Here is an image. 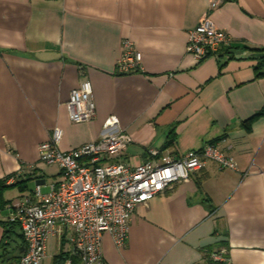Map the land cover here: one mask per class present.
Wrapping results in <instances>:
<instances>
[{
  "label": "crops",
  "instance_id": "0c3cea01",
  "mask_svg": "<svg viewBox=\"0 0 264 264\" xmlns=\"http://www.w3.org/2000/svg\"><path fill=\"white\" fill-rule=\"evenodd\" d=\"M210 2L0 0V179L25 188L2 193L0 264L22 242L6 224L10 205L36 200L37 185L45 193L59 178L57 166L37 158L38 144L54 127L61 150L94 141L110 115L129 137L120 161L161 162L214 142L236 169L207 161L136 207L124 247L103 234L107 264H205L211 251L227 264H264V115L254 117L264 107V73L256 59L238 57L264 48V0ZM204 15L232 42L196 62L187 33ZM124 38L141 52L139 71H116ZM82 78L91 82L95 115L74 123L66 102ZM70 235L61 228L47 239L42 264L70 253Z\"/></svg>",
  "mask_w": 264,
  "mask_h": 264
},
{
  "label": "built area",
  "instance_id": "2783aa9c",
  "mask_svg": "<svg viewBox=\"0 0 264 264\" xmlns=\"http://www.w3.org/2000/svg\"><path fill=\"white\" fill-rule=\"evenodd\" d=\"M218 4L211 0L210 6ZM232 36L218 28L204 15L188 30L186 53L196 62L219 56L230 45ZM141 52L129 38L121 43L116 63L118 73L140 70ZM70 121L81 123L95 115L91 82L82 78L69 92L66 102ZM118 118L108 116L100 136L69 150H61L62 130L54 127L49 138L37 146V158L59 168V178L43 193L39 185L33 196L13 202L9 221L17 222L24 247L13 264H42L46 257V241L61 228L71 232L69 255L81 264H107L101 248L104 233H109L115 246L124 247L129 235V223L136 207L146 204L174 183L185 181L207 161L222 169H236L232 156L214 142L188 150L179 156H167L161 162L146 160L140 163L120 161L129 137L117 130ZM153 154H155L153 152ZM214 261L226 262L219 252L210 254ZM64 264H71L67 259Z\"/></svg>",
  "mask_w": 264,
  "mask_h": 264
},
{
  "label": "trees",
  "instance_id": "16d2710c",
  "mask_svg": "<svg viewBox=\"0 0 264 264\" xmlns=\"http://www.w3.org/2000/svg\"><path fill=\"white\" fill-rule=\"evenodd\" d=\"M245 50H251V51H260V52H262V51H264V48H262V49H248V48H246V49H244V50H242V51H245ZM225 52H228V50L226 49L225 50ZM224 52V53H225ZM220 55V54H219ZM256 70H257V72L258 73H264V57H262V58H260V59H256ZM256 115L257 116H259V115H264V107L258 112V114H255L254 115V117H256ZM253 117V118H254ZM252 118V119H253ZM170 144V142L169 141H167V142H165V145H169ZM8 177L9 176H6L5 178H1L0 179V210H1V208H3L4 207V205L6 204V201L5 200H3V198H2V193H3V191L5 190V189H7L8 187H11V186H18L19 187V190L20 191H24V187L21 185L23 182H17V183H15V184H7V180H8ZM6 224H9V225H12V226H14V227H18L19 228V225H18V223L17 222H11V221H9V219L7 218V220H6ZM5 223H4V225H6ZM20 229V228H19ZM20 237H21V240H22V242H21V245L18 247V253L13 257V259H10V260H7L8 258H6V260L4 261L5 262V264H13V263H15L18 259H19V257H20V255H21V253L22 252H20L22 249H23V247H24V241H23V237H22V234H21V232H20ZM211 253H214V252H207L206 253V256H205V258H206V261H205V264H227L226 262H219V261H214V260H212L211 259V257H210V254ZM67 259H70L71 260V264H76L77 263V257L76 256H71V255H69V254H66V253H59L58 255H56L55 257H54V264H64V262L67 260ZM3 260L1 259V257H0V262H2Z\"/></svg>",
  "mask_w": 264,
  "mask_h": 264
},
{
  "label": "water",
  "instance_id": "95a60500",
  "mask_svg": "<svg viewBox=\"0 0 264 264\" xmlns=\"http://www.w3.org/2000/svg\"><path fill=\"white\" fill-rule=\"evenodd\" d=\"M238 57L260 59L264 57V51L260 52V51L245 50Z\"/></svg>",
  "mask_w": 264,
  "mask_h": 264
},
{
  "label": "rangeland",
  "instance_id": "374dc122",
  "mask_svg": "<svg viewBox=\"0 0 264 264\" xmlns=\"http://www.w3.org/2000/svg\"><path fill=\"white\" fill-rule=\"evenodd\" d=\"M30 186H32V184L30 185ZM45 189L43 188V191H44Z\"/></svg>",
  "mask_w": 264,
  "mask_h": 264
}]
</instances>
